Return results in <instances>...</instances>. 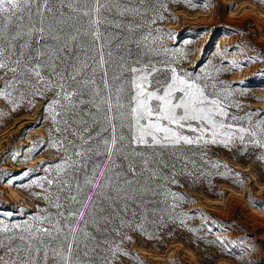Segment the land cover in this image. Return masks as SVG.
Segmentation results:
<instances>
[{
	"label": "snow or ice",
	"instance_id": "obj_1",
	"mask_svg": "<svg viewBox=\"0 0 264 264\" xmlns=\"http://www.w3.org/2000/svg\"><path fill=\"white\" fill-rule=\"evenodd\" d=\"M140 14L133 0H0V96L15 110L53 92L45 107L66 134L53 141L64 151L55 176L34 182L55 213L34 216L19 232L0 226V264H113L129 255L123 229L153 238L144 221L157 197H171L173 209L184 199L166 184L177 182L169 170L185 147L248 137L264 149V116L252 125L249 113V126H238L241 118L227 111L230 93L209 90L207 76L166 59H129V43L143 44V56L160 54L143 43L150 32L133 39L141 24L117 19Z\"/></svg>",
	"mask_w": 264,
	"mask_h": 264
},
{
	"label": "rangeland",
	"instance_id": "obj_2",
	"mask_svg": "<svg viewBox=\"0 0 264 264\" xmlns=\"http://www.w3.org/2000/svg\"><path fill=\"white\" fill-rule=\"evenodd\" d=\"M133 5L140 15L117 19L141 24L133 39L150 32L143 43L160 54L143 56V44L138 49L129 43L130 60L138 54L153 63L166 59L178 71L207 76L209 90L215 84L216 91L230 93L226 103L233 106L227 111L241 118L238 126H249V113L252 125L264 116V0H133ZM165 48L171 50L166 56ZM52 98L51 91L36 97L34 107L26 98L13 110L0 96V226L19 225L17 232L34 216L56 211L34 183L55 176L64 155L53 146L66 134L54 130L46 110ZM248 139L178 153L182 158L169 170L177 182L166 187L184 199L173 209L171 197H157L144 221L153 238L123 229L131 237L121 245L129 255H118L113 264H264V149Z\"/></svg>",
	"mask_w": 264,
	"mask_h": 264
}]
</instances>
